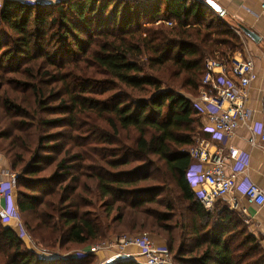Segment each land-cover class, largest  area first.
<instances>
[{
  "label": "trees",
  "instance_id": "trees-1",
  "mask_svg": "<svg viewBox=\"0 0 264 264\" xmlns=\"http://www.w3.org/2000/svg\"><path fill=\"white\" fill-rule=\"evenodd\" d=\"M244 37L202 0H4L0 154L20 174L17 204L36 244L70 252L146 227L174 264H264L242 213L224 199L207 209L187 179L204 124L188 94L199 96L207 60L229 62ZM152 158L176 198L166 177L141 186L157 181ZM95 262L40 260L0 218V264Z\"/></svg>",
  "mask_w": 264,
  "mask_h": 264
},
{
  "label": "built area",
  "instance_id": "built-area-1",
  "mask_svg": "<svg viewBox=\"0 0 264 264\" xmlns=\"http://www.w3.org/2000/svg\"><path fill=\"white\" fill-rule=\"evenodd\" d=\"M264 12V0L260 2ZM169 26L173 22H167ZM257 80L255 61L251 54L240 52L229 62L218 58H211L206 63V73L199 96L197 107L203 111L206 121L201 131L195 137L196 145L188 149L193 164L187 173L191 187L207 209H212L219 199L230 196V205L240 211L249 224L248 207L264 206V189L256 183H250L243 191L239 190V173L232 163L244 166L250 162V156L235 147L223 144H210L206 135L224 134L228 138L237 136L241 128H249L252 136L248 142L253 147L264 148V97L262 99V119L250 125L254 112L247 106L250 89ZM259 139V140H258ZM20 174L9 166H2L0 161V218L3 224L16 221L14 216L13 196L18 187ZM241 192V193H240ZM257 235L264 243V222L257 228ZM135 246L140 249L143 261L140 264H171V257L167 250H159L151 235L147 233L136 236H118L109 238L108 242L86 247L72 256L79 259L87 254L97 253L101 249L124 248ZM83 254V255H82ZM70 257V254L67 255ZM40 259H46L39 254ZM53 258H66L62 255H52ZM122 259V255L108 262L114 264ZM128 259V258H126Z\"/></svg>",
  "mask_w": 264,
  "mask_h": 264
},
{
  "label": "crops",
  "instance_id": "crops-1",
  "mask_svg": "<svg viewBox=\"0 0 264 264\" xmlns=\"http://www.w3.org/2000/svg\"><path fill=\"white\" fill-rule=\"evenodd\" d=\"M22 1L28 2V3H54L60 0H22ZM215 1H217L220 5H222L223 9L225 10L226 20L227 18L228 19L232 18L231 20L233 23L236 24V26H238V24H242L246 26L247 28L256 32L262 38L259 43H256L254 40L250 39L244 34V36L246 37V40L248 41L246 42L250 48L249 50L251 52V56L253 57L255 61L256 72H257V80L253 83L250 89V98L247 102V106L254 112V118L250 124L252 126L253 122L255 121L259 122L262 119V113H263L262 99L264 97V12L260 7V2L262 0H215ZM3 2L4 0H0V7L2 6ZM233 23L231 24L234 26ZM258 48H259L258 52L262 54L261 57L256 56L255 49H258ZM205 123L206 121L204 119V124ZM251 136H252V131L246 127L241 128L238 131L237 136L234 138H228L224 134H221V133L205 136L208 139L210 144H213V145L223 144L225 146L235 147V148H238L246 152L250 156V162L246 166L239 164L237 162L232 163L234 169L239 173L238 182H239L240 191H243L250 183H256L264 189V148L253 147L248 142V139ZM2 159L0 160L2 163V166L10 167L8 159L6 157L4 161H2ZM223 199L226 200L229 204L232 200L230 196L224 197ZM248 215L251 221L249 223V228L255 236H258L256 230L264 222V206L257 207L255 205H250L248 207ZM17 224L18 222L15 221L11 224H8V225L6 224L5 226L15 229L16 232L19 234V236L24 240V242H26L25 240L27 239L26 237H28V234L24 230L23 226H20L21 228L20 229ZM136 235H139V234L138 233L121 234L119 236L132 237ZM151 236L153 238L155 246L159 250L168 251V242L165 238L154 237L153 235ZM112 237L113 235H108L106 240H104L102 243L108 242L109 238H112ZM115 237H118V236H115ZM102 243H97V244H102ZM97 244H94V245H97ZM86 247L75 249L74 251H70V252L62 251L61 253H60V250H58L54 252L53 254L62 255V256L65 255L66 258H69V256L67 255L69 254L73 255L75 253H79L82 250H84ZM27 249L36 253L39 257V253L37 252L38 248L32 249L30 248V246H27ZM93 254L96 255L95 264H108V262L118 258L120 254L122 255V258L124 259L128 258L131 260H135L139 264L143 261L140 249L135 246H129V247H124V248L107 247L106 249L103 248L99 250L97 253H93ZM87 255L84 257H87ZM45 256H46V259H43V261H52V260L60 259V258H53L52 255L46 254V253H45ZM62 259H65V258H62ZM171 261H172L171 264H174L172 257H171Z\"/></svg>",
  "mask_w": 264,
  "mask_h": 264
},
{
  "label": "rangeland",
  "instance_id": "rangeland-1",
  "mask_svg": "<svg viewBox=\"0 0 264 264\" xmlns=\"http://www.w3.org/2000/svg\"><path fill=\"white\" fill-rule=\"evenodd\" d=\"M227 17V16H226ZM232 18H230V19H228L227 18V22L228 23H233L232 22V20H231ZM225 20H226V18H225ZM234 24V26L236 27V24L235 23H233ZM232 25V24H231ZM244 38H246V37H244ZM247 41V40H246ZM248 42V41H247ZM247 42H246V44H245V46L242 48V50H240V51H238V52H236L234 55H236V54H238V53H240V52H243V55H245V54H251V52H250V48H249V46H248V44H247ZM258 50H259V48L258 49H255V52H256V56L257 57H261V55L262 54H260L259 52H258ZM218 58V57H217ZM219 59V58H218ZM223 61V60H222ZM185 92V91H184ZM188 96L190 97V98H192L193 99V101H195V102H197L196 101V99H197V97L198 96H193V95H190V94H188ZM125 136V135H124ZM122 142H124V143H126V141H125V137L123 138L122 137ZM127 145V144H126ZM125 145V146H126ZM128 148L127 149H124V148H122V151H121V154H122V156H127V157H129L131 154H132V151H131V147H129V146H127ZM0 160L2 159V157H3V159H2V161H4V159H5V157H4V155H0ZM152 161H153V163H151V167H153V168H151L152 170H153V175H151V177L152 176H157V181H155V180H151V181H149V182H146V183H144V184H142L141 186H160V184H162L163 183V177H166L167 178V181L166 182H168V188H169V190H172V195L176 198L178 195H177V193H176V189H175V187L173 186V183L171 182V179L169 178V174H167L166 172H165V168H164V164L162 163V162H159L157 159H155V158H152ZM7 162V161H6ZM135 165H137V164H135ZM132 169H134L133 167H128V169L127 170H132ZM122 170H126V169H122ZM159 170V171H158ZM108 172L109 173H111V174H113L110 170H108ZM45 175H48V172L47 173H45ZM17 190H18V187H17V189H16V193L14 194V196H13V207H14V216L16 217V221L18 222V227L20 228V226H23V228H24V230L26 231V233L28 234V237H26L27 239L25 240L26 242H25V248H27V246H30V248H32V249H36V248H38V250H37V252L39 253V254H44L45 255V253L46 254H50V255H53V253L54 252H56V251H47V250H45L44 248H42L43 247V245H41L40 243V246L39 245H37L36 244V242L34 241V237H32L29 233H28V231H27V229H26V220H29L30 221V218H31V215H23L22 216V214L20 213V211H19V208H18V204H17V201H18V192H17ZM164 198V197H163ZM100 203L101 202H99V204L98 205H100ZM149 208H158V206L156 205V206H154V205H152V206H149ZM98 210L101 212V210H100V207L98 208ZM129 212H131V211H129ZM134 214V213H133ZM132 214V215H133ZM32 219H34V218H32ZM32 223H33V226L35 225V221L34 220H32L31 221ZM110 222V221H109ZM125 224H129L128 222L127 223H125ZM120 227V226H119ZM21 229V228H20ZM20 229H18V230H20ZM115 230H110V235H113V237L112 238H114L115 236H119V235H121L122 234V231H121V229L120 228H118L117 230H116V232L115 233H112V232H114ZM25 233V234H26ZM143 233H147V234H149V235H153L154 237H162V236H160V235H157V234H153L152 233V231L149 229V228H146V227H144V228H142L141 229V231H140V233H138V234H143ZM123 234H128L126 231H123ZM36 235H38V233H36ZM106 240V239H105ZM103 242V241H102ZM102 242H99V243H102ZM94 245V244H93ZM90 246H92V245H90ZM62 251H60V253H61Z\"/></svg>",
  "mask_w": 264,
  "mask_h": 264
},
{
  "label": "water",
  "instance_id": "water-1",
  "mask_svg": "<svg viewBox=\"0 0 264 264\" xmlns=\"http://www.w3.org/2000/svg\"><path fill=\"white\" fill-rule=\"evenodd\" d=\"M205 4L209 5L213 9H215L221 16H225L226 12L223 9L222 5H220L217 1L215 0H202ZM238 28L250 39L254 40L256 43H259L261 41V37L254 32L253 30L247 28L246 26L242 24H238Z\"/></svg>",
  "mask_w": 264,
  "mask_h": 264
}]
</instances>
